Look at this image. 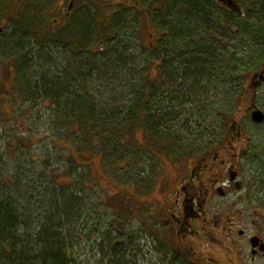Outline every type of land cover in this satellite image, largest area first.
I'll return each instance as SVG.
<instances>
[{
    "label": "rangeland",
    "instance_id": "obj_1",
    "mask_svg": "<svg viewBox=\"0 0 264 264\" xmlns=\"http://www.w3.org/2000/svg\"><path fill=\"white\" fill-rule=\"evenodd\" d=\"M182 1L23 0L20 12L15 0H0L2 31L22 32L15 36L23 39L25 47L33 46L30 51L34 49L24 55L25 68L20 63L23 71L27 69L32 74L34 84L28 88L24 84L21 89L18 77L8 85L0 80L2 189L14 188L18 201L26 206L32 202L28 208L34 211L29 220L30 231L35 232L46 216H52L55 224L63 226L57 231L62 230L67 237L66 252L71 260L68 264H162L159 211L146 209L142 200L157 188L159 181H164V169L169 168L164 159L167 153L172 158L176 152L181 153L177 159H183V154L196 153L209 139L226 142L229 154H234L232 162L246 177L241 190L234 186L227 198L217 196L211 200L213 212L223 213L229 207L230 220L226 224L230 226V236L214 225L216 234L226 235L234 262L264 264V257H251V240L246 239L253 232L264 230V219L258 216H264V190L246 181L259 176V167L264 166L259 161L264 158V124L254 123L250 117L254 106L264 110V82L252 92V99L246 90L250 73L264 60L254 59L248 53L257 47L249 45L250 40L239 36L234 24L221 16L211 18V25L201 33L205 43L214 45L212 60L218 62V67L209 70L207 79H203L199 69L190 73L178 61L172 67H160L158 50L150 51L145 46L153 42L150 33L156 27L166 28L163 16L167 10L176 15ZM257 7L256 0H245V16ZM157 10L163 23L156 25ZM7 11L9 27L3 19ZM69 11L71 14L66 15ZM114 15H129L125 23L135 21L129 29H118L110 21ZM65 21L68 24L64 26ZM86 26L91 32L96 27L104 29L102 35H91L89 52H84L81 42L75 45L67 37L74 34L71 30L82 31ZM39 29L45 34H40L43 38L38 36L39 41L35 42L34 31ZM124 29L125 33L117 31ZM158 43L154 39L152 46ZM229 52L238 58L243 56L245 62L240 66L228 65L234 78L232 81L228 74V85L225 74ZM191 58L196 56L188 59ZM105 60H110L112 69L105 65ZM119 65L122 72L117 73ZM4 73L0 68V75ZM70 76H74L73 81ZM47 79L54 83V99L41 101L37 95L40 90L27 100L25 95L18 96L34 94L37 84ZM79 81L84 88H79ZM68 84L70 93L56 92L61 85V92L68 90ZM7 89L15 95L3 101L1 95H6ZM88 91L89 107L86 104L82 108L79 97ZM234 116L237 123L232 124ZM83 117L88 118L84 128L79 125ZM237 127L240 136L235 134ZM169 145L173 151L166 150ZM72 149L82 153V158ZM91 161L97 162L100 170L90 171ZM8 179L12 181L9 186L3 182ZM129 194L130 198L126 196ZM156 194L159 195L157 191L152 194L153 205L161 198ZM70 204L75 214L63 215L61 209H70ZM222 217L226 218V212ZM215 219L213 216V223ZM241 230H245V237L239 234ZM0 264L6 263L1 260Z\"/></svg>",
    "mask_w": 264,
    "mask_h": 264
},
{
    "label": "flooded vegetation",
    "instance_id": "obj_2",
    "mask_svg": "<svg viewBox=\"0 0 264 264\" xmlns=\"http://www.w3.org/2000/svg\"><path fill=\"white\" fill-rule=\"evenodd\" d=\"M244 4L245 0L243 6ZM14 5L18 7V11H23V0H15ZM24 6H26L27 9L29 8L26 4ZM9 13L8 11L7 13L4 12L3 16L6 26H8L7 20L9 19ZM70 14L71 11L66 15ZM66 24H68V22L66 23L65 21L63 25L65 26ZM2 29L3 27H0V55H3L4 58L9 56L10 59H0V68L5 72L2 74L3 76L0 75V80L4 85H8L12 80L17 81L18 77L21 83V89H23L25 85H27L28 88L29 85L34 84L32 74L27 69L23 71L21 68L23 66L25 68V65H27L25 62L23 63L24 55L31 54L30 52L34 50L32 49V51H30L33 46L25 47L26 43H24L23 39L15 36L22 34V32L18 30L3 32ZM76 30L78 34L84 33L83 29L82 31H78L76 28ZM37 31L40 32L36 34ZM42 33L45 34V32L40 29L34 31L35 42L39 41L38 36ZM73 33L75 34L76 32ZM167 35V31H161L160 37L158 35L156 36L154 32L151 33L153 42L155 38H158L159 42L162 43V46H159L160 48L152 46L153 42L150 46L155 48V50H159V66L164 68H169V66L174 65L171 61L175 57V55L169 52V48L166 46L168 43L165 40ZM67 37H70V35H67ZM39 38L42 39L43 37L39 36ZM81 47L83 50L85 49L84 45H81ZM33 53H35V51ZM20 63H23L22 67ZM29 69L32 70L31 67ZM250 74L249 85L254 84L256 88L264 82L263 65ZM52 83L53 82H49L47 79L43 84H41V82L37 84L34 94H18V96L22 97V95H25L24 99L27 100V98L36 96L37 90H40V93L37 94L39 96L38 98L41 101L48 102L55 97L54 83ZM56 92L59 93L58 89ZM6 93V95H1L3 101L15 95L14 92L10 93L9 89H7ZM235 134L237 136L242 135L241 132L239 134L235 132ZM206 137L209 139L208 135ZM232 139H235L234 133ZM200 147L199 151L194 154H183L184 160L177 159L181 153L178 155L176 152L173 158L167 156V153L164 159L169 168L164 169L162 175L164 181H159L157 183V188H154L153 192L147 194L148 196L142 200L144 202V205H142L145 206L146 209L150 207L155 211H159V213L157 212L160 217L158 224L161 226L160 232L162 234L161 237H163L159 249L162 264H238L231 259L230 252L232 248L227 244L226 235L221 236L219 234L218 236L214 228V225L220 227L223 232L230 236L229 232H231V229L230 226L226 224V220L227 222L230 220L229 216H227V214L229 215V207H227L223 213L218 212L219 210L213 212L211 200H216L217 196L227 198L231 192L230 189L234 186L237 190H241L245 183L244 177L242 176V169L232 162L231 159L234 154H229V151L226 154V142H215V140L209 139L207 142L202 143ZM168 149L169 151H173L171 145H169V148L166 150ZM97 169L100 170V168ZM169 170L171 171L169 172ZM234 172H237V175L232 179L231 174ZM156 191L161 195V198L156 194L159 196V200L153 205L151 199L154 198V196H152V194ZM152 209L149 210L152 212ZM224 212H226V218L222 217ZM213 216H216L214 223L212 222ZM258 216L264 219L262 214ZM242 231L243 232L239 234L245 237L246 232L245 230ZM253 233V235L246 239L250 241L252 237H258L259 243L256 247L251 245V257L254 259L257 257H264V230L259 229V231ZM214 244L222 245V247L218 248V246ZM210 246L211 248H209ZM214 247L216 248L215 250Z\"/></svg>",
    "mask_w": 264,
    "mask_h": 264
},
{
    "label": "trees",
    "instance_id": "obj_3",
    "mask_svg": "<svg viewBox=\"0 0 264 264\" xmlns=\"http://www.w3.org/2000/svg\"><path fill=\"white\" fill-rule=\"evenodd\" d=\"M137 1L139 3V0ZM181 3L183 5H180V9L178 8L176 10V15H174V13H171V10H167V12L164 14L165 16H163V19L165 17L164 21L166 28L158 29V27H156L154 29V33L159 36L161 35V31L168 32L165 40L168 42L166 46L169 48V52L173 55H177L178 57L177 59H174V61H178L181 65L184 63L186 70H190V73L194 72V70L197 71L199 69L202 74L201 76H204L203 79H207L206 75L209 73V70L213 69V67H218V62H213L211 55L212 53H214L212 51L214 45L212 46V44H209L208 42L205 43L203 41L204 39L201 38V33H203V30L211 25L209 23L212 21L210 20L211 18H220L221 16L234 24V27H236V29L240 33L239 36L245 37L250 40L249 45H254L257 47V49H259V52H257L256 49L254 52L248 51V53H250V55H253L254 59L257 57H261V60H264V0H256L258 10L254 11L252 9L250 11V14H246L244 18H241L240 16H238V14L232 13L225 8H220L217 4V0H183ZM160 14V11H155L156 16L154 22L156 25L157 23H163V20L160 18ZM119 16L120 15H114L110 20L118 25V29H123L124 27H127L129 29L130 26L133 25L132 22L135 21V19H132L131 22L127 21V23H125L124 21L129 18V15L125 16L126 18H121ZM95 29L96 31L91 32L90 27L86 26L85 28H83V34H78V32H76L75 35H70L69 40L71 39V42L75 45H78L81 42L80 44L85 46V52H89L87 47H89L93 41L92 36L94 37L98 34L102 35L104 33V29L102 27H96ZM117 31H119L118 33L120 34L125 33L126 30L124 29ZM70 32L73 33L75 32V30H71ZM159 46H162L161 42L158 43V46H156V48H160ZM193 46H197L198 49H191ZM146 47L149 48L150 51L151 49L153 50L151 46L146 45L145 48ZM227 54L229 55V57L226 62V74H224L226 75V83L228 82L229 85V81L227 79L229 75L232 76V81L234 78L233 73L230 70H227L228 65L233 63L236 64V66H240L245 62V60L243 56L238 58V56H236V54L233 52H229ZM190 55L192 57L196 56V58L188 59L189 57H191ZM110 58L111 56L108 55V59ZM105 61V63L112 69V63L110 62V60ZM263 62L264 61L260 62L261 65L263 64ZM92 66L94 68L96 67L95 64H93ZM123 66L127 68L128 64L125 63L123 64ZM121 69L122 68H120L119 65V67L116 68V72H122ZM224 74L220 75L222 81L224 80ZM70 78L72 81L74 80V76H70ZM78 79L79 78H77V80ZM85 81H88L87 74ZM216 81L218 80L216 79ZM224 83L225 81L223 82V84ZM77 84L79 85V88L85 87L81 81H79ZM69 85L70 84L66 85V87ZM81 85H83L84 87H81ZM86 86L88 85L86 84ZM60 87H57L59 94L70 93L68 87V90H66L65 88L63 89L65 92H61ZM246 90H249V97L250 99H252L254 97L252 92L255 90L254 84L248 86ZM87 94L89 95V91L88 93L85 92V95L79 97L81 101L79 105L82 108H84L83 106L87 104ZM85 107L88 108V104ZM81 113H84V110H81ZM235 117L236 116H234L232 120V124L237 123V118ZM80 119L81 121L79 122V125L84 128L88 123V118L83 117ZM75 121L76 119L74 117V122ZM259 124L262 125L264 124V122ZM73 127H75V125ZM157 127H161V125ZM133 128L136 129L137 127ZM129 132L130 131H128L127 133L129 134ZM235 132L237 134L240 133L239 127H237V130ZM225 149L228 152L227 147ZM71 151L75 155H82V153H79L74 149H72ZM96 155L97 154H92L91 156L97 157ZM80 157L82 158V156ZM259 161L264 164V158H259ZM255 163H258V158L255 160ZM96 164L97 162L95 161H91L88 164V166L90 167V171H92L93 168L97 169ZM263 167H259L261 169L259 176H253L254 178L252 177V179H248L246 181L253 182L254 186H259V188H262L264 190ZM3 182L8 186L12 183V181H10L9 179ZM2 185L3 183L0 176V261L2 260L6 264H68L71 260L68 252H66L68 251L65 240L67 237L63 236V232H61L62 230H60V232L57 231V229L59 228L64 229L63 226L55 224L52 216H46L45 222L39 225L35 232L30 231L29 220L33 218L31 216H33L34 211L32 209L28 210V208H31L32 202L28 206L22 204V202L18 201L19 197L14 188H9V190L7 189L5 191L2 189ZM126 196L130 198L131 194ZM262 204L264 206V199ZM74 209L75 208L70 204V209L69 207H65L64 209H61V213L63 215L66 214L67 216H70L72 215L71 212L75 211ZM67 222L69 223L70 221ZM20 232H22L23 234H21Z\"/></svg>",
    "mask_w": 264,
    "mask_h": 264
},
{
    "label": "water",
    "instance_id": "obj_4",
    "mask_svg": "<svg viewBox=\"0 0 264 264\" xmlns=\"http://www.w3.org/2000/svg\"><path fill=\"white\" fill-rule=\"evenodd\" d=\"M243 2L244 0H217V4L219 5V7L225 8L227 10H229L232 13H236L238 14V16H240L241 18H244L245 16V12L243 10ZM263 68H264V62H263ZM251 120L254 123H262L264 122V110L261 109L260 107H253V109L251 110ZM237 175V172H234L231 174L232 179H234ZM243 231L241 230L240 233H242ZM258 237H252L251 238V244L253 247H256L258 245Z\"/></svg>",
    "mask_w": 264,
    "mask_h": 264
},
{
    "label": "bare ground",
    "instance_id": "obj_5",
    "mask_svg": "<svg viewBox=\"0 0 264 264\" xmlns=\"http://www.w3.org/2000/svg\"><path fill=\"white\" fill-rule=\"evenodd\" d=\"M220 8H222V7H220ZM155 40L158 41V38H155ZM177 57H178V56L175 55L174 59H177ZM174 59L171 61L172 64L177 63V61H174ZM105 65H106L107 67H109L106 63H105ZM184 65H185V64H182V66H184ZM172 66H174V65H172ZM172 66H171V67H172ZM109 68H110V67H109ZM253 71H254V70H253ZM256 88H257V87H256ZM256 88H255V89H256ZM156 108H160V107H156Z\"/></svg>",
    "mask_w": 264,
    "mask_h": 264
}]
</instances>
